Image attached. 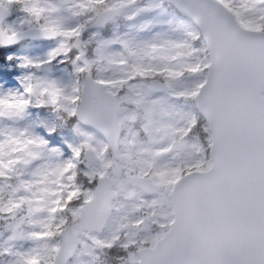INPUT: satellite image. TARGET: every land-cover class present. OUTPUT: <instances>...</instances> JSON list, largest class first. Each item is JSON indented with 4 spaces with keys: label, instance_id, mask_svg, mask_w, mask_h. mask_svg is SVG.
<instances>
[{
    "label": "rangeland",
    "instance_id": "1",
    "mask_svg": "<svg viewBox=\"0 0 264 264\" xmlns=\"http://www.w3.org/2000/svg\"><path fill=\"white\" fill-rule=\"evenodd\" d=\"M218 1L245 29H264V0ZM0 3L14 13L5 33L40 26L60 35L50 44H23L0 62V264H53L66 225L79 243L69 264H139L137 250L153 247L170 227L178 176L210 167L209 130L192 110L209 64L199 31L160 0H74L64 8L53 0ZM112 8L121 13L105 28L109 38L94 22ZM85 74L119 101L116 154L73 118ZM153 79L169 92H154ZM87 149L97 157L92 166L81 159ZM114 162L123 175L108 226L84 232L78 218L93 196L90 185L110 176ZM136 178L155 182L159 192L147 196Z\"/></svg>",
    "mask_w": 264,
    "mask_h": 264
},
{
    "label": "water",
    "instance_id": "2",
    "mask_svg": "<svg viewBox=\"0 0 264 264\" xmlns=\"http://www.w3.org/2000/svg\"><path fill=\"white\" fill-rule=\"evenodd\" d=\"M166 1L199 28L210 54L207 81L195 101L212 132L213 166L176 184L171 195L175 211L171 229L156 248L138 251L140 264H264V33L241 28L216 0ZM119 12H102L96 27ZM10 16L0 5L3 47L57 37L40 28L5 35L2 24ZM117 112L116 99L102 84L86 77L77 118L102 134L114 151L121 132ZM113 183L111 178L99 180L79 220L83 230L100 233L105 228ZM76 249V233L66 227L55 264H67Z\"/></svg>",
    "mask_w": 264,
    "mask_h": 264
},
{
    "label": "trees",
    "instance_id": "3",
    "mask_svg": "<svg viewBox=\"0 0 264 264\" xmlns=\"http://www.w3.org/2000/svg\"><path fill=\"white\" fill-rule=\"evenodd\" d=\"M2 61H5L4 59L1 58Z\"/></svg>",
    "mask_w": 264,
    "mask_h": 264
}]
</instances>
